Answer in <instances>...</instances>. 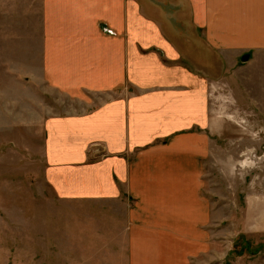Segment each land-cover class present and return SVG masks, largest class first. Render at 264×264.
Returning a JSON list of instances; mask_svg holds the SVG:
<instances>
[{"label":"crops","instance_id":"obj_1","mask_svg":"<svg viewBox=\"0 0 264 264\" xmlns=\"http://www.w3.org/2000/svg\"><path fill=\"white\" fill-rule=\"evenodd\" d=\"M28 2L41 41L32 70L81 105L44 120L55 196L119 204L125 264L210 254V74L216 59L264 65V0Z\"/></svg>","mask_w":264,"mask_h":264},{"label":"rangeland","instance_id":"obj_2","mask_svg":"<svg viewBox=\"0 0 264 264\" xmlns=\"http://www.w3.org/2000/svg\"><path fill=\"white\" fill-rule=\"evenodd\" d=\"M36 17L28 0H0V264H125L120 205L64 202L45 180L44 120L81 105L32 70ZM218 61L203 169L218 217L210 254L191 264H264V65Z\"/></svg>","mask_w":264,"mask_h":264},{"label":"water","instance_id":"obj_3","mask_svg":"<svg viewBox=\"0 0 264 264\" xmlns=\"http://www.w3.org/2000/svg\"><path fill=\"white\" fill-rule=\"evenodd\" d=\"M248 59V55L246 54V55H244L243 57H242V60H247Z\"/></svg>","mask_w":264,"mask_h":264},{"label":"trees","instance_id":"obj_4","mask_svg":"<svg viewBox=\"0 0 264 264\" xmlns=\"http://www.w3.org/2000/svg\"><path fill=\"white\" fill-rule=\"evenodd\" d=\"M248 250H249V247H248Z\"/></svg>","mask_w":264,"mask_h":264}]
</instances>
